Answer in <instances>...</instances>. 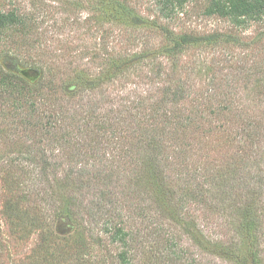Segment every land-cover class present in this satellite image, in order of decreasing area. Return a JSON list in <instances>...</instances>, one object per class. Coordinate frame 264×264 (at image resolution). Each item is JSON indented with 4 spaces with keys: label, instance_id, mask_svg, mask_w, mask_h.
<instances>
[{
    "label": "rangeland",
    "instance_id": "obj_1",
    "mask_svg": "<svg viewBox=\"0 0 264 264\" xmlns=\"http://www.w3.org/2000/svg\"><path fill=\"white\" fill-rule=\"evenodd\" d=\"M119 1L146 26L124 18ZM206 4L0 0V12L27 23L0 42V72L14 68L31 95L18 110L0 100V264H122L108 222L133 233L131 264H231L214 248L229 240L264 264V22L237 29L205 15ZM213 33L235 43L168 52L183 34ZM52 120L59 136L73 137L57 143ZM98 125L109 131L98 136ZM146 127L165 133L168 183L192 189L182 205L178 197L171 207L152 187L145 154L137 159L148 210L104 183L69 177V164L100 170L112 157L134 169L125 151H138L137 130ZM247 207L258 250L243 229Z\"/></svg>",
    "mask_w": 264,
    "mask_h": 264
},
{
    "label": "trees",
    "instance_id": "obj_2",
    "mask_svg": "<svg viewBox=\"0 0 264 264\" xmlns=\"http://www.w3.org/2000/svg\"><path fill=\"white\" fill-rule=\"evenodd\" d=\"M207 4L205 7V15L207 16H218L221 20L230 21L232 26L237 29H243L246 28L251 23L256 22H264V0H206ZM117 2V1H116ZM119 6L122 8L124 13V18H128L131 20V24L138 29V27L144 28L147 24V22L139 17V16H133L132 11L130 8L125 7L124 4H122L119 1ZM26 18L23 16H20L17 12H0V42H2L3 37H6V35L22 26H26ZM166 38H169L173 35L171 32L166 31ZM222 42L226 43H235L233 40H230L229 37L223 36L217 33L209 34V35H193V34H183L179 36V39L175 40V45L168 50L172 54V56H180L184 54L188 49L192 47H208V46H218ZM8 70H10V73H2L0 72V100L2 99H8V101H13V107L14 109L18 110L20 109V105L16 104L19 99H23L26 97L31 96L27 93L26 96V86L23 85L24 80L17 78L15 76V70L14 68L8 67ZM15 78L19 79L21 81L17 82ZM23 82V83H22ZM30 92H33L31 89ZM185 91V90H183ZM186 92V91H185ZM15 110V111H16ZM34 109L32 110L31 115L33 114ZM158 112V111H157ZM174 116L173 114H170ZM18 117V115H16ZM16 117V118H17ZM53 122L48 125L51 127L52 131L54 129V132H48L50 134L55 135V141L62 145L63 141H66V139L73 137L69 132L61 133L59 134L55 131L56 129H59L57 127V123L52 120ZM125 121V120H124ZM119 123H123V121H120ZM21 124L25 126V124H29V122L23 118L21 121ZM56 124V126H55ZM108 124V123H107ZM57 127V128H56ZM62 127H60L59 131H61ZM109 128L108 126H97V135L100 136L101 132H107ZM88 131L87 128L84 129V131ZM159 129L154 127L153 129L150 128H141L137 130L139 132V144L137 146L138 151H134L132 154L128 153L129 151H125L127 155H124V158H130L129 165H134V169H130L129 167H122L116 164L115 157L109 158L106 163H110V166L106 165L105 163L100 168L94 166L93 169H84V168H78V171H75L74 166L72 167V164H69V177L70 175L77 174V180L80 181L81 186L86 184L87 186H92L95 183H104L108 187H113L115 190L118 191V193H115V197H122L124 199H133L138 198V206L141 207V210H148L150 209L147 205L148 202V196L149 193L146 190L142 188L143 180L142 171L139 173V161L141 160L143 164V172L145 170V173L150 178L152 187L158 188L159 192L158 195L164 197L165 200L168 201V204H171V207H174L175 205V198H180V201H177L180 205L186 202L188 199L187 197L189 195H192L189 190H192L190 188H187L185 190H182L180 192L174 191V187L168 183L170 180L166 176V170L169 167L168 164H165L167 160H169V157H167L165 143L163 141V137H165V133L158 131ZM84 131H80L77 136L75 137V142L77 143V149L76 151H79L78 146L81 143V134ZM76 146V144H75ZM145 154V155H143ZM138 155L145 156L146 159L142 161L137 159ZM93 158L97 161L96 165H98V162H103L100 159H98V155L96 153L91 155ZM160 157L164 158V162L160 159ZM137 159V160H136ZM94 161V160H93ZM135 161L137 163L133 164ZM71 162V160H70ZM69 162V163H70ZM78 164L77 161H75ZM131 167V166H130ZM72 170V171H71ZM184 171L181 172V174ZM103 177L105 179H103ZM75 178V179H76ZM68 180V179H67ZM114 185V186H113ZM121 190V191H119ZM118 194H121L119 196ZM146 194H148L146 196ZM111 196H114V193H111ZM119 200V199H118ZM164 200V201H165ZM131 201V200H130ZM162 202L164 207L166 202ZM143 206L147 208H143ZM161 206V203H160ZM140 210V211H141ZM249 207L245 208V211H243V229L251 235V237H254L253 241V247L254 249L258 250V247L260 243L258 242L256 236L254 235L257 232V222L251 216V211H249ZM92 212V217L95 216ZM90 212V213H91ZM106 231L110 232L111 234V243L112 244H120L122 252H120L119 260L122 264H131L132 254H131V248H130V242L134 239L133 233L128 232L125 230V226L123 227L121 224L118 225L116 223V226L111 224L110 222L106 225ZM131 240V241H130ZM215 244V243H214ZM237 242L235 240H229V243H216L214 245V248H216V255L220 257L221 261L231 263V264H261V260L258 258V254L256 252L251 254V250L248 249L246 253H243L242 250L240 251L239 247H237ZM238 248V250H237ZM214 264V263H213Z\"/></svg>",
    "mask_w": 264,
    "mask_h": 264
}]
</instances>
